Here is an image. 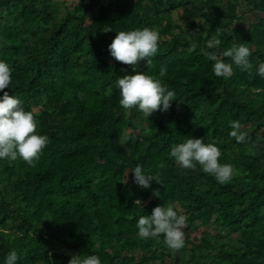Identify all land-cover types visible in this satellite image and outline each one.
I'll list each match as a JSON object with an SVG mask.
<instances>
[{
    "label": "trees",
    "instance_id": "1",
    "mask_svg": "<svg viewBox=\"0 0 264 264\" xmlns=\"http://www.w3.org/2000/svg\"><path fill=\"white\" fill-rule=\"evenodd\" d=\"M253 13L264 14V0H0V59L13 69L4 91L50 140L34 164L0 159V264L13 249L17 264H68L72 254L102 264H264V19L250 21ZM143 27L161 39L137 71L176 93L149 118L120 105L118 75L134 69L109 50L116 31ZM213 37L221 45L209 51L229 63L223 53L245 42L251 73L233 65L216 76L203 51ZM232 120L244 142L229 135ZM187 137L216 143L232 180L181 168L171 149ZM138 164L158 180L151 188L135 182ZM163 204L187 217L179 250L163 235L138 236L139 216Z\"/></svg>",
    "mask_w": 264,
    "mask_h": 264
},
{
    "label": "clouds",
    "instance_id": "2",
    "mask_svg": "<svg viewBox=\"0 0 264 264\" xmlns=\"http://www.w3.org/2000/svg\"><path fill=\"white\" fill-rule=\"evenodd\" d=\"M116 32L117 35L109 45L110 54L116 60L132 65L134 69V74L118 75L116 85L119 89L120 105L127 110L135 108L147 118L157 110L168 111L172 101L176 100V93L153 75L137 71L141 60H146L147 65L152 64L151 58L159 49L161 39L159 30L143 27ZM206 44L207 47L203 51L214 61L212 69L216 76L229 77L234 71L233 65L238 66L241 71L251 73L252 50L245 42H240L238 46H233L223 53L224 56L231 57L230 63L217 58L215 51H209L218 48L221 39L213 37ZM164 70L166 69H162ZM12 72L10 64L0 59V92L3 93L0 96V159L11 162L19 158L31 165L40 157L50 140L47 134L37 131L38 121L35 114L22 107V102L16 95L4 91L11 87ZM256 73L264 77V62L259 63ZM230 128L231 137L237 142L245 141L248 134L242 129L239 120L230 121ZM221 155L217 144L205 142L204 138L187 137L184 142L178 143L171 149V156L181 168L193 169L199 164L205 173L214 176L217 182L225 184L232 180L236 170L230 163H221ZM130 171L135 174V182L144 188H151L152 180L158 181L153 174L147 173L142 165L138 164ZM128 173L129 171L126 180ZM155 195L159 197L160 193L156 191ZM186 223V215L180 214L174 205L163 204L156 206L150 215L139 216L136 227L140 238H158L163 235L164 243L168 248L179 250L186 244L183 231ZM19 258L17 250L13 249L5 256L3 264H17ZM68 264H102V261L95 254L87 256L72 254Z\"/></svg>",
    "mask_w": 264,
    "mask_h": 264
},
{
    "label": "rangeland",
    "instance_id": "3",
    "mask_svg": "<svg viewBox=\"0 0 264 264\" xmlns=\"http://www.w3.org/2000/svg\"><path fill=\"white\" fill-rule=\"evenodd\" d=\"M127 3L129 5H132L133 6V5H135L136 0H127ZM248 18H249L250 21H256L257 18L264 19V14L263 13H253Z\"/></svg>",
    "mask_w": 264,
    "mask_h": 264
}]
</instances>
